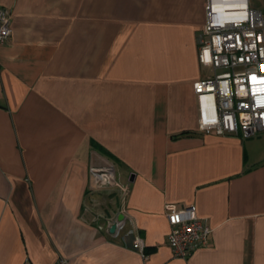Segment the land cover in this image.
<instances>
[{"label": "crops", "instance_id": "1", "mask_svg": "<svg viewBox=\"0 0 264 264\" xmlns=\"http://www.w3.org/2000/svg\"><path fill=\"white\" fill-rule=\"evenodd\" d=\"M205 2L0 0V264H264V131L198 129ZM106 162L124 190L93 185ZM168 202L211 228L185 258Z\"/></svg>", "mask_w": 264, "mask_h": 264}, {"label": "built area", "instance_id": "2", "mask_svg": "<svg viewBox=\"0 0 264 264\" xmlns=\"http://www.w3.org/2000/svg\"><path fill=\"white\" fill-rule=\"evenodd\" d=\"M205 20L197 36L198 59L212 68L193 82L198 129L218 135L251 137L264 131V8L252 0H206ZM11 34L10 10L0 6V42ZM93 185L125 187L113 163L92 166ZM170 230L166 241L173 254L185 258L204 245L211 232L193 203L164 205ZM115 233L122 220H115ZM131 247L145 256V244L134 236Z\"/></svg>", "mask_w": 264, "mask_h": 264}, {"label": "water", "instance_id": "3", "mask_svg": "<svg viewBox=\"0 0 264 264\" xmlns=\"http://www.w3.org/2000/svg\"><path fill=\"white\" fill-rule=\"evenodd\" d=\"M121 219H122V215H119L118 216V220H121ZM115 228H116L115 223L111 224V226H110V232L115 231Z\"/></svg>", "mask_w": 264, "mask_h": 264}]
</instances>
